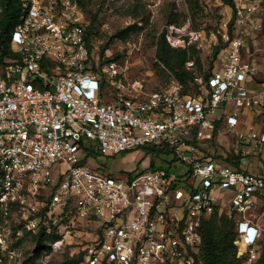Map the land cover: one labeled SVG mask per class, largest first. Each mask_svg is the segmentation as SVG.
<instances>
[{"label":"built area","instance_id":"obj_1","mask_svg":"<svg viewBox=\"0 0 264 264\" xmlns=\"http://www.w3.org/2000/svg\"><path fill=\"white\" fill-rule=\"evenodd\" d=\"M21 1L15 57L0 62V252L44 234L53 237L41 258L48 264L50 250L87 236L80 264H196L203 220L226 205L239 218L240 264H257L264 172L236 169L209 145L223 122L241 161L264 149V84L244 58L263 31L264 0H235V35L225 23L218 66L203 76L187 63L193 92L175 78L150 94L93 56L76 0ZM142 149L151 161L132 177L91 164L92 153ZM159 155L177 166H154Z\"/></svg>","mask_w":264,"mask_h":264},{"label":"rangeland","instance_id":"obj_2","mask_svg":"<svg viewBox=\"0 0 264 264\" xmlns=\"http://www.w3.org/2000/svg\"><path fill=\"white\" fill-rule=\"evenodd\" d=\"M76 1L81 10L82 23L91 32L90 47L93 56L96 59L99 58L103 63H116L120 69L127 73L128 80L141 83L144 87L143 91L147 94L166 89L176 78L157 58L158 41L163 33L166 34L167 41L172 48L189 51L191 56L189 62L194 63L195 69L199 70L200 74L218 66L219 53L227 46L221 35L225 23H229L231 36L235 35L234 28H232L236 13L235 0H233L234 9L222 0ZM253 1L243 0V3L250 4ZM261 17L264 20V9ZM217 48L220 49L215 56ZM245 50V60L257 64L256 83L264 84V28L261 34L247 42ZM188 91H194L192 84L189 85ZM108 100L105 99L104 102ZM221 112L222 110L218 111V113ZM245 114L248 122L253 113L245 111ZM225 136L222 137L224 143L220 140L222 145L220 142H216L217 140L211 142L209 145L211 153L219 156L225 151L227 152L228 148L226 147L236 145L233 143L235 139L233 142L227 143L229 135ZM257 151L260 153L259 149ZM148 152L149 150L142 149L115 158L100 156L91 161V164L114 175H127L136 170L143 171L148 167L151 161L147 155ZM163 159V157L154 158L152 164L167 170H172L173 166H177L174 157H165L169 165L163 164ZM243 165L247 166V161ZM220 209L224 214L228 208L221 205ZM238 220L239 218L236 217L235 229ZM75 239L73 238L70 242L73 243ZM85 239L89 238L86 236L80 240L82 245L79 246L68 245L57 251L50 250L48 264H80L83 262L84 249L87 245ZM15 242L16 240H14ZM9 250L14 252L12 258L8 253ZM45 250L47 248H42L36 264H42L41 258ZM8 252L4 251L3 255H0V264H25L24 261L38 253V247L31 237L26 236L22 246L15 248L12 245ZM262 252L263 246L260 247L257 264L262 257ZM44 261L46 262V259Z\"/></svg>","mask_w":264,"mask_h":264},{"label":"trees","instance_id":"obj_3","mask_svg":"<svg viewBox=\"0 0 264 264\" xmlns=\"http://www.w3.org/2000/svg\"><path fill=\"white\" fill-rule=\"evenodd\" d=\"M222 1L233 9L235 8L233 0ZM0 3L2 6V12L0 14V62H4L7 59H12L15 57L11 48V40L13 32L22 15L23 7L21 0H0ZM87 31V40L90 46L91 32L89 28ZM219 49L220 48H217L215 56L219 52ZM157 58L165 65L168 70H170L175 75L176 79L182 82L188 89L189 85L193 82L192 71L186 69V64L191 60L189 51L186 49L172 48L167 41L166 34L163 33L158 41ZM214 69L215 67L210 71L203 72L201 75L207 76ZM198 72L201 73L199 70ZM90 157L92 160H96V158H99L100 155L97 153H92ZM159 157L162 156L159 155ZM220 157L227 164L241 170L242 156L240 154L237 155L234 152L225 151L224 154L220 155ZM141 171L142 170H139V172ZM128 175L130 177L133 176L131 173ZM224 206L226 207V205ZM222 212L223 211L221 209V211H218L214 215L203 220V243L196 258V264L241 263V260L238 258V248L235 245V241L238 237L237 231L235 229L236 214L230 209H227L224 214ZM26 236L31 237L29 235H25L23 239L17 241L13 247L17 248L22 246ZM31 239L36 244V247H38V253L24 261L25 264H36L42 248L45 247L44 243L47 240L53 239V237H47L44 234H39L37 236H32ZM261 246H263V252L258 264H264V237L261 241ZM0 255H3V253L0 252Z\"/></svg>","mask_w":264,"mask_h":264},{"label":"crops","instance_id":"obj_4","mask_svg":"<svg viewBox=\"0 0 264 264\" xmlns=\"http://www.w3.org/2000/svg\"><path fill=\"white\" fill-rule=\"evenodd\" d=\"M260 86V85H259ZM222 114V112L221 113H219L218 114V116H222L221 115ZM217 127L218 128H220L221 130H220V132H218V134H216V136L217 137H215V141L216 142H220L221 143V141L223 140V138L222 137H224L225 135H224V132L226 131V129H227V126H226V124L225 123H223V122H218V124H217ZM226 137V136H225ZM227 138V137H226ZM230 138V139H229ZM229 138H228V142L227 143H230V142H233L234 141V136H231V135H229ZM225 139V138H224ZM221 140V141H220ZM225 141V140H224ZM223 142V141H222ZM224 143V142H223ZM223 143H221V145L223 144ZM233 143H235V142H233ZM224 146V145H223ZM232 147V145L231 146H229V147H226V148H228L227 149V152H229V149ZM231 150V149H230ZM257 154H258V156H255V155H253V156H249V157H247V158H245L244 160H242L241 161V169L242 170H246V171H248V172H252V173H263L264 172V149H262L261 151H260V153H258V152H256ZM125 159V158H124ZM245 161H247V166H245V165H243L244 163H245ZM243 163V164H242ZM93 166H96V167H98L97 165H94V164H92ZM231 192H227L226 194L227 195H229ZM222 201V200H221ZM259 223H261V222H259Z\"/></svg>","mask_w":264,"mask_h":264}]
</instances>
